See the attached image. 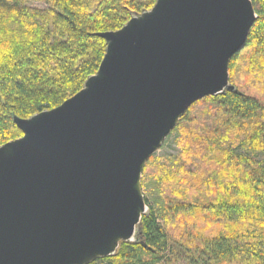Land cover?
I'll return each instance as SVG.
<instances>
[{
  "label": "water",
  "instance_id": "1",
  "mask_svg": "<svg viewBox=\"0 0 264 264\" xmlns=\"http://www.w3.org/2000/svg\"><path fill=\"white\" fill-rule=\"evenodd\" d=\"M255 20L250 0H156L97 34L96 74L13 117L22 136L0 147V264H89L133 242L148 160L192 104L236 92L229 63Z\"/></svg>",
  "mask_w": 264,
  "mask_h": 264
},
{
  "label": "trees",
  "instance_id": "2",
  "mask_svg": "<svg viewBox=\"0 0 264 264\" xmlns=\"http://www.w3.org/2000/svg\"><path fill=\"white\" fill-rule=\"evenodd\" d=\"M155 2L0 0V147L22 136L13 117L58 107L96 74L97 34ZM250 2L256 20L229 63L236 92L189 107L171 133L178 153L152 156L142 173L136 239L89 264H264V100L234 82L246 72L264 92V0Z\"/></svg>",
  "mask_w": 264,
  "mask_h": 264
},
{
  "label": "rangeland",
  "instance_id": "3",
  "mask_svg": "<svg viewBox=\"0 0 264 264\" xmlns=\"http://www.w3.org/2000/svg\"><path fill=\"white\" fill-rule=\"evenodd\" d=\"M238 54V53H237ZM248 76L250 79L248 80ZM260 78L255 75L243 74L241 76L236 77L235 84L249 96L259 97L264 100V92L261 93L262 86L260 85L259 81ZM230 84V83H229ZM174 137L171 134L168 138L165 139L160 149L156 152L155 157H163L167 155H176L178 153L177 147L174 145ZM242 152V151H238ZM258 160H262V157H258ZM145 169V168H144ZM143 194V192H142ZM147 207H145V212H147Z\"/></svg>",
  "mask_w": 264,
  "mask_h": 264
}]
</instances>
